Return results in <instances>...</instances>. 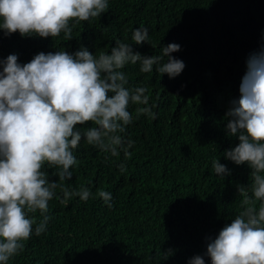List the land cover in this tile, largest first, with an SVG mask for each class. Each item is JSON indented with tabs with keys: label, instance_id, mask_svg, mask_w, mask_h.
<instances>
[{
	"label": "trees",
	"instance_id": "obj_1",
	"mask_svg": "<svg viewBox=\"0 0 264 264\" xmlns=\"http://www.w3.org/2000/svg\"><path fill=\"white\" fill-rule=\"evenodd\" d=\"M139 27L148 29L149 43L135 45L132 35ZM72 35L66 41L63 34L45 39L0 31V56L15 54L24 64L39 52L86 47L110 54L117 40L153 56L177 43L181 51L172 55L186 67L171 79L155 66L141 72L139 62L121 69L126 87L148 88L156 119L137 120L138 106L130 107L134 119L122 134L135 142L128 159L123 151L113 157L82 140L74 150L79 164L64 185L88 188L92 197L63 204L57 189L48 230L33 234L9 264H188L196 255L211 264L207 237L239 214L237 185L250 183L248 166L224 156L239 142L226 131V113L239 98L248 54L264 45V0H109L108 12L75 25ZM215 159L231 175H217ZM98 190L112 194V208L96 196ZM30 215L41 218L39 212Z\"/></svg>",
	"mask_w": 264,
	"mask_h": 264
},
{
	"label": "clouds",
	"instance_id": "obj_2",
	"mask_svg": "<svg viewBox=\"0 0 264 264\" xmlns=\"http://www.w3.org/2000/svg\"><path fill=\"white\" fill-rule=\"evenodd\" d=\"M109 0H0V31L10 36L73 39V29L81 22L108 12ZM135 45L149 43L148 29L136 28ZM110 54H93L86 47L39 52L21 64L15 54L0 56V264H9L19 255L32 235L48 230L49 202L63 194L88 201L92 192L85 187L70 190L74 155L81 141L100 151L131 157L134 141L125 138L127 126L147 116L156 119L148 88L126 87L121 71L128 63L139 62L143 73L155 71L176 78L185 69L183 60L172 53L181 51L177 43L162 49V55L147 56L134 46L117 40ZM152 47H154L152 45ZM167 57L165 61L164 58ZM239 98L231 101L226 113V131L238 144L226 150V159L250 169V183L237 185L242 210L226 223L215 237H207L205 255L211 264H264V45L248 54ZM142 105V106H141ZM91 124L90 127H84ZM83 129V130H82ZM125 172L126 165H118ZM214 172L226 177L231 171L220 159L212 162ZM58 177V180L50 178ZM96 196L112 208V194L98 190ZM39 212L40 219L34 215ZM172 254L169 249L165 258ZM188 264H206L202 255Z\"/></svg>",
	"mask_w": 264,
	"mask_h": 264
}]
</instances>
